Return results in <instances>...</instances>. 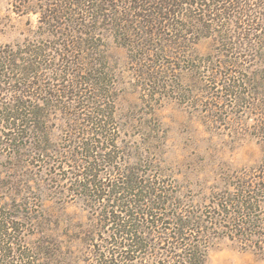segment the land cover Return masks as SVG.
Segmentation results:
<instances>
[{
    "label": "rangeland",
    "instance_id": "374dc122",
    "mask_svg": "<svg viewBox=\"0 0 264 264\" xmlns=\"http://www.w3.org/2000/svg\"><path fill=\"white\" fill-rule=\"evenodd\" d=\"M87 1L76 13L69 0H0V67L8 74L0 109L24 103L40 110V149H47L35 155L31 144L43 135L31 132L10 149L0 128V214L17 224L12 237L22 242L10 246L7 260L24 264L17 256L25 253L37 258L33 264H101L111 243L128 250L105 222L107 209L127 204L143 205L151 218L143 235L148 249L123 264H164L166 256L173 262L176 222L183 221L194 225L184 239L210 238L205 264H264V0L182 4L177 10L190 18L167 22L182 32L156 30L155 16L138 11V0L130 8L133 21L149 23L143 32L115 27L127 19L122 0ZM35 50L41 57H32ZM13 65L20 67L15 75ZM19 73L25 85L16 82ZM89 79L98 89L90 102L109 125L104 136L79 116L81 98L94 88ZM93 146L113 161L87 158ZM90 166L110 186L99 197L95 187L83 196L78 186ZM115 183L149 187L151 197L145 201L138 190L112 196ZM249 197L252 206L239 208ZM155 214L161 220L152 224Z\"/></svg>",
    "mask_w": 264,
    "mask_h": 264
},
{
    "label": "trees",
    "instance_id": "16d2710c",
    "mask_svg": "<svg viewBox=\"0 0 264 264\" xmlns=\"http://www.w3.org/2000/svg\"><path fill=\"white\" fill-rule=\"evenodd\" d=\"M70 3V9L74 8L75 11H78L76 13H82L83 10H86L84 8L87 7L88 1L87 0H69ZM139 2V7H137L136 9L138 11H141L142 13H146L147 16L154 18V26L156 27V30H158V27H163L164 29H167V31H184L183 27H179L178 25H175L176 29H174V27H170L169 25L167 26V22H169L170 18L172 19L171 21H173V19L177 16H181V17H189L190 18V14L188 12L184 13L181 12L180 10H177V8L179 9L180 6L186 5L187 7L193 8V6L196 5H201L203 6V4H201L202 2L205 3H209L211 2V0H194V4L192 3H183V0H138ZM190 1V0H189ZM123 5H125L126 9L125 11L128 12V14L126 15L127 19H123L122 17L118 18L116 21V26L119 29L123 30V26L126 24H132V25H136L138 26V30L141 32L145 31V28L150 27L149 23H142L141 21H133L134 20V14H132V10H131V1L130 0H122ZM206 6V5H204ZM96 11L99 10V7L96 6ZM121 10H123L121 8ZM135 10V9H134ZM98 12V11H97ZM96 12V13H97ZM123 14V13H122ZM205 14V12L203 13ZM206 16V14H205ZM159 20V21H158ZM113 25V23H112ZM115 27L112 28L115 29ZM133 28V27H132ZM131 27L124 29V31L128 34L130 32V30L132 29ZM171 29V30H170ZM186 32V31H185ZM88 35V34H87ZM146 36H150L152 37L150 34L146 33ZM159 35H157L156 37V33L153 34V37H156L155 39L158 38ZM143 37V36H142ZM141 40V44L144 45L142 38ZM156 41V40H155ZM147 42V41H146ZM86 45L88 44L87 41L85 42ZM142 45H138V47H141ZM43 52L40 51H31V55L34 58H38L41 57ZM5 62H3V64L6 66V64L8 65L7 62H9V60L4 57ZM6 67H10V66H6ZM3 67H0V82H2V80L6 79V76L8 75L6 71V69L4 70V72L1 70ZM20 69V67H13L10 69V71L12 72L13 75H15V73H18V70ZM31 73H33L32 75L34 76L36 74V72L38 71V68L34 67V65H31V67L28 69ZM33 70H35L33 72ZM28 71V72H29ZM10 72V73H11ZM9 73V74H10ZM19 75V76H18ZM25 74H17L16 77V82L21 84V85H25L24 82V76ZM31 75V76H32ZM93 79H89L87 82H85V84H89L93 86L94 88L89 89V97H82L81 99H83L82 101V106H81V110L83 109V113H81V115L83 117V121H87V123L91 124L94 129L96 130L97 133H101L102 136H104V132L106 131V127L103 125V121L101 120L102 118L105 117V113H103L102 111L98 110V106H96V103L94 102H90V99L94 98L92 97V95H95V93H97V84L92 83ZM20 81V82H19ZM24 82V83H23ZM34 87V86H32ZM25 88V90H24ZM31 87H29L28 85L21 87V89H19V92H22V90H24V92H22L21 94L23 95V97L25 96V93L27 89H30ZM101 90V89H100ZM82 91V90H80ZM18 92V91H17ZM66 92H64L65 94ZM20 94V93H19ZM20 94V95H21ZM45 94L49 96H51L52 94L48 91H45ZM56 97V96H54ZM53 97V98H54ZM102 97V95H101ZM24 103L21 104H14L15 106L13 108H5V110H1L0 109V124L2 123V126L0 127L2 129L1 132V136L4 138V141H6L7 143H9V145L7 146L8 148H12L13 144H18L21 141H23L26 137H31V135L24 137L25 135H28L31 133H35V134H41L43 135V138H39L38 143L35 142L33 144H31V147H34V151L36 152L35 155H43L44 152L47 149H40L41 144L45 143V139H44V131L46 129V119L45 117L42 115V112L40 110H37L35 107H25L23 106ZM26 105V104H25ZM85 109V110H84ZM80 110V107H79ZM106 124V123H105ZM29 126H32L29 128ZM98 135V134H97ZM44 139V140H43ZM29 142L30 139H28ZM39 144V145H38ZM37 146V147H36ZM20 150L22 153L25 150L23 145H20ZM38 148V149H37ZM108 149V147H106ZM33 151V153H34ZM103 148L101 149V152H103ZM32 153V151H31ZM32 153V154H33ZM86 157L90 158L91 160H99V158L103 157L105 159H108L109 161H113L114 157L111 153H108L106 156H98L99 154L97 153L96 155V147L93 146V149H89L86 152ZM102 162L103 159L101 158ZM87 172H83L85 174H83L84 180L83 183L79 184V188L82 190L81 192L83 193V196L85 195H91L92 192H94V189H91L92 187H95V189H97V191L94 192V194L96 196L99 197V191L101 193H104L103 191V187L105 185L101 184V181H99L97 178V174L96 172V167H92L90 166L88 168V170H86ZM120 176H124V172H119ZM140 184V183H138ZM105 187H110L109 185H106ZM242 189V188H241ZM111 190H112V196L115 195H120L121 193L126 194V196H130L133 194L134 190H138L137 193L140 196H144L145 201L149 200L151 197V192L149 187H133V188H129L127 187V183H115L111 185ZM247 190V191H246ZM254 190H250V189H242V194L246 195H250V193H252ZM111 196V198H112ZM125 196V195H123ZM160 194H158V197L160 198ZM246 196V197H248ZM94 197V196H92ZM125 200V199H123ZM241 200V199H240ZM238 198L236 199V201H240ZM247 201H245V203H238V207L239 208H244V207H248V206H252L251 202H255V198H248L246 199ZM119 201V200H118ZM126 202H130L128 200H125ZM136 202H141L139 200H136L134 203ZM223 206V205H222ZM115 207L112 206L110 207L111 210L108 211L107 209V213L105 214L107 216L105 222L109 223L112 227H114V233H113V238L114 239H118V241H122L123 243H125L124 241L128 242V245L126 247V245H124L123 250L124 249H128L126 252L122 251V244H118V243H111L110 245H112V247H114L115 249L113 251H108L109 249H107V255L105 253L104 258L101 257L102 263L101 264H123V262L126 263L127 260V255L128 254H139L142 253V251H144L145 249H148L147 246V239H145V235L147 232V227L149 222L146 221L148 218H151L150 216H148V214L146 212V208L143 207V205L140 207H135L134 209H131L129 207V205H123L122 207L118 206L114 209ZM224 208H228V207H224ZM119 209L121 211H119ZM120 213V214H124V217L121 218L118 215H115V213ZM146 216V217H145ZM250 217V216H249ZM105 219V218H104ZM193 219V218H191ZM153 220L152 224L156 223L157 221H160L161 219L156 218V214H155V218L151 219ZM157 220V221H156ZM194 222V221H193ZM204 223V222H203ZM250 222H246L245 220L243 221V225L244 226H250L249 225ZM108 224V225H109ZM205 224V223H204ZM176 225H178V227H180L181 229L175 233V238L178 241L177 246L174 248L173 252H172V258L174 259V261L172 262L171 259H168V257L166 256L165 260H167L164 264H205V260H206V252L208 250V248L211 245V242L209 241V237L206 236H202L199 241H197V244L195 243L194 239L190 240V239H184V235L183 232L186 231H192L189 227L194 226L192 224L191 221H183V222H176ZM17 227V224L14 223V221L12 220V218H7L4 216H1L0 214V259H2V261L0 262V264H12L10 263L7 259H10L13 253V249L10 248L11 245H15V246H19V244H21L22 242L20 241L19 238L17 237H12L13 234L12 232L15 231ZM146 227V229H145ZM150 228V225H149ZM203 228V227H202ZM145 229V231H143ZM143 236V237H142ZM20 248V246H19ZM126 254V256H124ZM43 255L46 256V254L44 253ZM161 256V254L159 255ZM19 259H21V262H26L24 264H33L34 262L38 261L37 258H35L34 256H27L25 253H21L20 255L17 256ZM16 257V258H17ZM17 258V260H18ZM31 258H34L33 260L35 261H30ZM8 261V262H6ZM160 259H157V261H154L152 263L154 264H161V262H159Z\"/></svg>",
    "mask_w": 264,
    "mask_h": 264
}]
</instances>
